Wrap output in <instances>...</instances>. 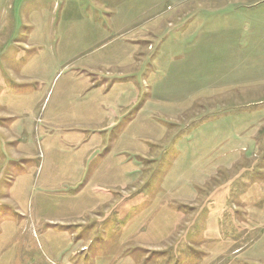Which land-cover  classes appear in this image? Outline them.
I'll return each mask as SVG.
<instances>
[{"label": "rangeland", "instance_id": "1", "mask_svg": "<svg viewBox=\"0 0 264 264\" xmlns=\"http://www.w3.org/2000/svg\"><path fill=\"white\" fill-rule=\"evenodd\" d=\"M0 264H264V0H0Z\"/></svg>", "mask_w": 264, "mask_h": 264}]
</instances>
